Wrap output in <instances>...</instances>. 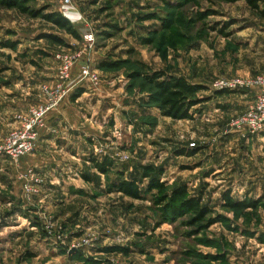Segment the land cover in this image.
<instances>
[{
  "label": "rangeland",
  "instance_id": "374dc122",
  "mask_svg": "<svg viewBox=\"0 0 264 264\" xmlns=\"http://www.w3.org/2000/svg\"><path fill=\"white\" fill-rule=\"evenodd\" d=\"M70 3L68 18L63 0L29 4L41 17L0 7V140L41 102L42 87L58 82L57 54H82L71 85L86 57L99 78L73 85L60 125L44 122L32 153L0 156V264H264V138L226 126L250 90L214 87L264 72V17L244 0ZM51 12L79 38L42 18ZM158 71L207 89L192 120L161 117L145 104L150 87L133 74ZM94 162L110 165L101 171ZM133 179L140 200L116 188ZM180 187L200 198L201 221L173 211ZM224 194L257 207L229 210Z\"/></svg>",
  "mask_w": 264,
  "mask_h": 264
},
{
  "label": "built area",
  "instance_id": "2783aa9c",
  "mask_svg": "<svg viewBox=\"0 0 264 264\" xmlns=\"http://www.w3.org/2000/svg\"><path fill=\"white\" fill-rule=\"evenodd\" d=\"M71 6L70 0H63L62 12L68 18L67 9ZM84 39L89 44L88 52L93 45V36L85 35ZM82 54L75 52L69 54H57L55 56L59 63L57 73L58 82L50 87L43 86L41 89L42 100L32 107L22 125L11 131L6 137L0 140V156H5L16 161L25 154L32 153L37 145L39 129L43 126L48 113L56 109L69 95L76 85L89 84L96 85L98 76L89 66V58L80 68L79 76L75 84L71 85V71L73 65L79 61ZM222 90H251L253 99L247 105L243 113L230 118L227 122L229 131L240 135L242 138L262 136L264 133V74L256 76L240 77L231 80L219 79L214 85ZM33 184L31 180L24 185V196L27 200L33 196Z\"/></svg>",
  "mask_w": 264,
  "mask_h": 264
},
{
  "label": "trees",
  "instance_id": "16d2710c",
  "mask_svg": "<svg viewBox=\"0 0 264 264\" xmlns=\"http://www.w3.org/2000/svg\"><path fill=\"white\" fill-rule=\"evenodd\" d=\"M35 1L36 0H0V7L14 9L18 12L29 14L33 17H41L40 13L30 9L29 7V4ZM244 1L252 10L259 12L260 15L264 17V10L260 11L258 7L259 0ZM42 18L49 23L54 24L58 29L65 31L73 38H79L76 30L72 27L70 22L60 15V13H46L42 15ZM49 38H51L54 42L61 43L59 39L53 36H49ZM5 46L11 48L14 47L11 42H7ZM138 77L143 80L146 86L150 87L145 104L157 110L159 116L176 121L192 120L196 110L194 107L202 102L198 97V94L207 90L204 86L192 83L184 77L175 76L172 74L168 75L162 71L151 73H134L132 78ZM262 137L264 138V133L262 134ZM187 154L190 156L189 153ZM94 163L95 167L101 171H104V169L110 165V163L105 165V162L102 164L96 162ZM144 169L147 171L151 170L149 167ZM143 174L144 177L148 176V174ZM149 183L158 189L163 187V185L158 183L154 178L151 179ZM116 188L118 192L122 193L126 197L135 200L141 199V193L135 179L130 181H121L116 185ZM170 198L174 202H179L177 209H173L174 212H182L184 214L193 215V219L191 220L192 224H195L196 222H199L201 219H203L206 209L200 206V198L188 196L184 187L174 190ZM223 200L225 207L232 211L245 210L247 208L255 209L257 207V204L254 201L234 202L229 198L228 194L223 195Z\"/></svg>",
  "mask_w": 264,
  "mask_h": 264
},
{
  "label": "crops",
  "instance_id": "0c3cea01",
  "mask_svg": "<svg viewBox=\"0 0 264 264\" xmlns=\"http://www.w3.org/2000/svg\"><path fill=\"white\" fill-rule=\"evenodd\" d=\"M252 48L253 47H251V49ZM261 73H264V72H258L257 74H261ZM253 74L256 75V73H252V74L249 73V74H245V76H247V75L254 76ZM247 92H248L247 94H240V99H237V101L240 103V107H241L239 112H243L246 109L247 105L249 104V101L252 98L251 94H252L253 91L250 90V91H247ZM68 109H69V107H67V104L65 102H63L56 109H54L50 113H48L46 118H45V121H44L45 122V127L48 125V124L46 125V121L49 122L51 118H53V119L51 120L50 124H52V121H53L55 123V125H57V124L60 125L61 119L64 117V115L66 114ZM54 118H55L56 121H54ZM44 130L40 132V136L41 135H44V136L46 135V133H43ZM70 136H71V134L69 132L65 133L66 139H70ZM40 142L41 143L50 142V140L45 138L44 140L41 139Z\"/></svg>",
  "mask_w": 264,
  "mask_h": 264
}]
</instances>
